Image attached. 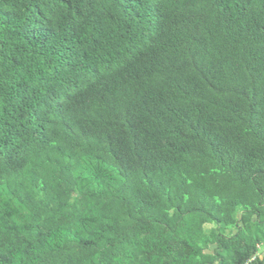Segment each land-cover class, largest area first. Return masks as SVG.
Returning a JSON list of instances; mask_svg holds the SVG:
<instances>
[{
	"label": "trees",
	"instance_id": "1",
	"mask_svg": "<svg viewBox=\"0 0 264 264\" xmlns=\"http://www.w3.org/2000/svg\"><path fill=\"white\" fill-rule=\"evenodd\" d=\"M260 246L264 0H0V264Z\"/></svg>",
	"mask_w": 264,
	"mask_h": 264
},
{
	"label": "rangeland",
	"instance_id": "2",
	"mask_svg": "<svg viewBox=\"0 0 264 264\" xmlns=\"http://www.w3.org/2000/svg\"><path fill=\"white\" fill-rule=\"evenodd\" d=\"M210 227H212V225H205V228H206V229H207V228H210ZM258 252H259V253L264 252V247L260 246V247L258 248Z\"/></svg>",
	"mask_w": 264,
	"mask_h": 264
}]
</instances>
